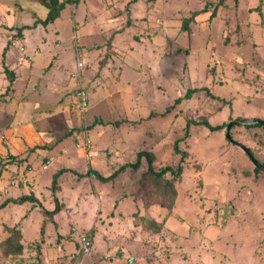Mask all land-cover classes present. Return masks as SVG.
<instances>
[{"label":"rangeland","instance_id":"rangeland-1","mask_svg":"<svg viewBox=\"0 0 264 264\" xmlns=\"http://www.w3.org/2000/svg\"><path fill=\"white\" fill-rule=\"evenodd\" d=\"M47 13L0 0L3 30L32 58L5 62L0 49V77L14 73L0 96V203L37 198L0 209V239L15 226L24 246L0 264H264V168L225 137L233 120L264 121V0H78L34 26ZM232 126L264 166V123ZM142 151L155 170L185 153L180 176L166 173L171 210L147 189L144 155L108 180L89 173Z\"/></svg>","mask_w":264,"mask_h":264},{"label":"trees","instance_id":"trees-1","mask_svg":"<svg viewBox=\"0 0 264 264\" xmlns=\"http://www.w3.org/2000/svg\"><path fill=\"white\" fill-rule=\"evenodd\" d=\"M136 1V0H135ZM77 3L78 0H66V1H61V0H40V3L43 4L48 8V13L45 19H37L34 22V26L37 24H42L43 26H46L49 23H52L57 19L60 15L61 10L64 8V6L67 3ZM182 29L187 30L188 29V20L185 19L182 22ZM18 36H21L20 33L18 32ZM5 72H7L8 75V81L9 85L13 82L14 79V73L10 70L5 69ZM11 86H8V90L10 89ZM194 121H188L187 122V127L190 123ZM96 121L92 125H94ZM198 124H204L208 129L212 131L218 130L220 127L219 126H211L209 122L205 119H201L198 122H195ZM90 125V127H92ZM257 125V124H256ZM258 126H261V124H258ZM233 127V126H232ZM177 143H175V148H176ZM176 152H179L178 149H175ZM181 153V157L179 159V163L177 165V168H172L171 166H163L160 167L158 170H155L152 166V160L153 156L151 153L142 151L137 154V159L135 162H128L124 163L119 166L118 169L114 171V173L110 174L109 176H103L101 175L98 171L90 169L89 173H92L93 176L97 177L98 179L101 180H108L112 176H116L118 172L124 170L126 167H131V168H137L140 164V158L142 155H144L148 162H147V169L143 174V177L147 180V186L148 190H150L151 193H153L155 196L163 197L162 201L160 202L159 207L163 208L166 207L171 210L172 206L174 205V201L176 199V189L173 184V181L171 178L166 177V173H170L173 177H179L182 171V163L184 162V156L185 153ZM258 170V168H255ZM56 176L53 177L52 182L55 183ZM9 201H14L18 203H22L24 201H37V198H35L32 194H25L20 196L17 199H10L7 198L4 201L0 203V209L4 208ZM56 209L49 211V214H54ZM4 229H2L4 232L7 231V235L4 237V239H0V252L7 258L11 255H21L24 246L22 244V238H21V233L18 228L15 226L9 227V226H4ZM91 243L93 244V239L92 237L87 233L86 235Z\"/></svg>","mask_w":264,"mask_h":264},{"label":"built area","instance_id":"built-area-1","mask_svg":"<svg viewBox=\"0 0 264 264\" xmlns=\"http://www.w3.org/2000/svg\"><path fill=\"white\" fill-rule=\"evenodd\" d=\"M20 42H22L21 40V36H16L15 38H10V42H9V46L13 47L17 50V53L20 55L17 58V61L19 64H25L27 62L31 61V57L25 53V48L23 46V44H21ZM77 66V71H79V68L82 66V63L80 61H77L76 63ZM76 71V73H77ZM74 77V73H72L71 77ZM77 105H76V109H78L79 112H84L87 109L88 106V102H87V98H86V93L82 88H78L77 90ZM74 105V104H73ZM91 248H92V243L89 240V238L87 236H82L81 237V249L83 250L84 253H91ZM134 258H128V262L132 263ZM134 262V261H133ZM75 264V263H73Z\"/></svg>","mask_w":264,"mask_h":264},{"label":"crops","instance_id":"crops-1","mask_svg":"<svg viewBox=\"0 0 264 264\" xmlns=\"http://www.w3.org/2000/svg\"><path fill=\"white\" fill-rule=\"evenodd\" d=\"M56 20V19H55ZM5 25L4 23H3V19H1L0 18V49L1 50H3V52H4V61L5 62H7V60L11 57L12 58V60H10V61H12V62H14L15 61V58H16V60H17V55H18V53H17V50L15 49V52L14 51H12L13 49L10 47L9 48V39L11 38V37H8L9 36V32H8V30L6 31V30H3V27H6V26H1V25ZM9 27H7L8 29H10L12 26H10V25H8ZM6 58V59H5ZM14 58V59H13ZM9 62V61H8ZM31 63V62H30ZM3 67H7V65L6 66H3ZM1 68H2V66H1ZM4 69H6V68H4ZM39 70H41V69H39ZM38 70V71H39ZM11 71V70H10ZM34 71H37V70H35L34 69ZM14 80V79H13ZM10 83H9V81H8V84H7V81L4 79V77L2 78V77H0V90H2L3 89V91L1 92V94H0V96L1 95H6V94H13V92H11L10 90L12 89L11 87H10V89L8 90V86H11V85H9ZM12 84V83H11ZM9 96V95H8ZM10 97V96H9ZM108 175V174H107ZM155 208H156V206H155ZM143 240V239H142ZM110 240H108L107 242H109ZM109 248H111V246L108 244L107 245V247L104 249H102L101 250V255H97L96 256V259H95V261H97V260H99L101 257H102V255H110V253H109V251H108V249ZM115 248H116V246L114 245L113 247H112V252H114V251H116L115 250ZM111 252V253H112ZM94 254H97V252H94ZM94 261H92V263H93Z\"/></svg>","mask_w":264,"mask_h":264},{"label":"water","instance_id":"water-1","mask_svg":"<svg viewBox=\"0 0 264 264\" xmlns=\"http://www.w3.org/2000/svg\"><path fill=\"white\" fill-rule=\"evenodd\" d=\"M262 124L264 123L263 120H258V119H246V118H243V119H238V120H233L231 122H229L226 126V130H225V137L230 140L231 142L235 143L237 146H239L246 154L247 156H249V158L251 159L252 163L256 166V167H260V168H264V166L258 162L256 160V158L253 157V155L251 154V152L249 151V149L242 145L241 143L239 142H235L232 137H231V134H230V129L232 127V125L234 124Z\"/></svg>","mask_w":264,"mask_h":264}]
</instances>
